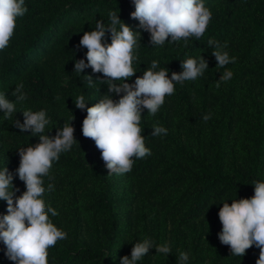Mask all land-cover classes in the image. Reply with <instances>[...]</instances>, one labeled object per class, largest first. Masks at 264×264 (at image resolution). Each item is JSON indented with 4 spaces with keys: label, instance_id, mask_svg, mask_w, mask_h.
Returning a JSON list of instances; mask_svg holds the SVG:
<instances>
[{
    "label": "trees",
    "instance_id": "16d2710c",
    "mask_svg": "<svg viewBox=\"0 0 264 264\" xmlns=\"http://www.w3.org/2000/svg\"><path fill=\"white\" fill-rule=\"evenodd\" d=\"M203 3L212 17L199 40L189 38L187 46L184 40L159 46L151 45L150 34L131 18L132 0H25L28 11L17 19L8 47L0 51V94L14 102L12 93L23 84L27 96L15 102L13 117L5 118V133L0 128V170L7 168L12 174L19 189L16 196L26 190L16 173L18 149L34 147L39 134L14 126V120L23 123L24 110L46 112L49 136L70 124L78 142L53 162L54 179L43 177L42 199L58 213L55 217L49 213V219L67 234L48 249V264H120V258L130 257L133 245L144 239L168 244L171 253L155 256L153 247L137 264H179L181 251L189 254L186 264H256L259 248L252 246L240 257L221 244L218 211L223 202L230 205L234 199L251 198L255 184L264 182V0ZM112 12L140 35L134 49L136 72L126 83H134L154 60L158 67L153 71L167 68L169 78L182 72L181 63L189 58L199 62L202 56L208 69L196 80L174 82V94L165 96L156 114L167 135L152 136L157 123L141 117L139 126L151 155L134 158L128 173L109 175L99 149L92 163H86L82 122L87 112L75 107L79 96L86 107L98 103L109 94L108 82L100 81L103 74L90 67L75 72L74 63L80 59L87 63V49L79 47L84 32L95 30L97 20L110 25ZM105 40L111 43L107 32ZM210 40L221 46L226 42L222 51L236 62L216 66L215 43L210 46ZM225 70H231L233 77L217 87ZM61 71L70 76L66 86L59 82ZM86 76L92 77V85ZM109 95L118 101L123 93ZM207 114L211 119L205 122L202 117ZM70 180L72 198L86 200L79 209L75 201L65 199ZM79 212L87 216L80 218ZM6 214L7 202L0 200V216ZM4 252L0 241V264H14Z\"/></svg>",
    "mask_w": 264,
    "mask_h": 264
},
{
    "label": "clouds",
    "instance_id": "9594fccd",
    "mask_svg": "<svg viewBox=\"0 0 264 264\" xmlns=\"http://www.w3.org/2000/svg\"><path fill=\"white\" fill-rule=\"evenodd\" d=\"M132 3L135 10L130 16L139 22L140 29L150 34L151 45L162 46L166 41L175 43L184 40L187 46L189 38L199 40L204 35L212 17L203 0H132ZM27 11L25 0H0V51L8 47L17 19L24 17ZM109 19L110 25L105 26L102 20H97L95 30L84 32L79 47L87 49V63L85 59L75 61L74 71L81 74L90 67L93 73L103 74L105 79L100 81L108 82L109 94L123 93L118 101L106 94L91 107H86L83 96H79L75 103L77 109L87 112L82 122V134L95 142L111 175L128 173L132 170L134 158L143 159L151 155L139 126L142 111L147 109L149 115L155 116L164 104L165 96L174 94L175 83L196 80L208 69V64L202 56L199 62L189 58L181 63L183 71L173 72L169 78L167 68L153 71L158 67V62L154 60L151 68L137 77L134 83H126L136 72L133 68V61L137 58L134 49L138 47L137 35H140L123 23L117 13H109ZM106 32L110 34L111 43L105 40ZM208 43L210 46L215 43L212 55L217 61L216 66L224 67L236 62L235 57L222 51L227 47L226 42L223 46L211 40ZM232 77V71L225 70L216 86ZM86 78L92 85V77ZM22 89L23 84L15 88L12 93L14 102H10L5 94H0V110L6 119L16 113L15 102L27 99ZM22 115L23 123L14 120V126L33 136L39 134V143L34 147L18 149L20 161L16 173L26 188L21 195H15L19 189L14 187L13 176L7 168L0 170V200L7 202V214L0 216V241L5 245L4 255L14 264H48V249L54 247L57 241L66 239L67 234L49 219V213L53 217L58 213L42 199L45 193L43 177L54 179L50 176L53 162L78 142L70 124L58 129L55 136L46 135L45 129L50 120L44 110H24ZM209 119L211 114L202 117L205 122ZM151 135H167V129L157 123L153 125ZM53 187L49 183L48 191H52ZM222 205L218 211L222 225L218 234L221 244L229 246L231 255L240 257L255 246L260 249L256 264H264V182L255 184L251 198L234 199L230 205L227 202ZM153 247L164 257L171 253L168 244L154 245L151 239H144L133 245L130 257L120 258V264H137ZM188 259L187 252H179V264H186Z\"/></svg>",
    "mask_w": 264,
    "mask_h": 264
},
{
    "label": "rangeland",
    "instance_id": "374dc122",
    "mask_svg": "<svg viewBox=\"0 0 264 264\" xmlns=\"http://www.w3.org/2000/svg\"><path fill=\"white\" fill-rule=\"evenodd\" d=\"M69 80H70V76L68 74H66L64 71H61V73L59 75L60 84L63 85V86H66L68 84ZM141 116L145 117L147 119H150V120H152V121H154L156 123L159 122V119L157 118V114L155 116L149 115L147 113V109H144L142 111ZM0 125H1L0 128L5 133V130H4L5 127H6V125H5V116H4L2 110H0ZM182 140L183 141H187L185 136L182 137ZM83 149H84V152H85L84 153V157H85L86 163H92V161L97 157V154H98V148H96L95 142L93 140L87 138V143L83 147ZM72 183H73V181L70 180L68 182V184H67V187H66L65 193H64L65 199H66L67 203H69L71 201H75L76 206L79 209V208H81L82 206L85 205L86 200H85V198H82V196H80L78 198H72V190H73ZM128 192L131 195L134 194V190L128 189ZM133 205H135V204H133ZM79 214H80V218H83V219L87 216L84 213H80L79 212ZM207 224L210 225V223H207ZM156 254L157 253H154L155 256H156Z\"/></svg>",
    "mask_w": 264,
    "mask_h": 264
}]
</instances>
